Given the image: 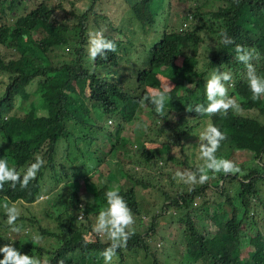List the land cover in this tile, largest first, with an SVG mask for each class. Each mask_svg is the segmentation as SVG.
<instances>
[{"label":"trees","instance_id":"trees-1","mask_svg":"<svg viewBox=\"0 0 264 264\" xmlns=\"http://www.w3.org/2000/svg\"><path fill=\"white\" fill-rule=\"evenodd\" d=\"M165 1L129 0L131 7L141 3L144 8L142 15L133 11L139 26L130 28L134 36L114 38L117 51L92 61L84 49L90 26L88 10L99 26L92 9L94 0L83 11L70 8L65 16H57L61 0H0V51L8 53L0 60V74L8 76L7 81L0 78V159L15 167L21 179L37 156L45 161L37 173L41 182L35 178L26 189L5 183L0 204L4 198L32 202L40 189L47 193L61 177L72 180L71 189L64 188V199L55 193L52 206L56 212H45L42 207L39 212H20L16 224L22 226L21 236L9 237L6 216L0 215V247L12 243L42 264H104L100 253L110 241L94 232L93 218L107 207L106 191L118 188L134 215L135 234L126 247L117 250L115 264H131L128 260L136 253H142L146 264H176L169 258L160 259L161 251L151 245L156 233L157 238L164 236L155 221L159 214L180 229V236L185 235L186 249L199 253L197 264H264V135L262 139L258 134L249 137V143L256 144L253 156L241 163L232 161L243 176L220 173L203 185L187 188L172 181L178 168L195 171L202 163L197 133L209 122H205L207 116L189 112L187 107L207 106L205 83L217 69L232 74L226 85L228 95L235 96L242 109L238 113L229 110L226 117H210L227 134L221 142L224 151L231 144L236 146L234 138L245 119L251 121L248 128L255 119L264 126L258 120L264 110L257 106H264V96L252 100L245 67L235 59L234 51L236 44L255 48L259 58L252 63L264 77V0H220L214 9L205 8L209 0H187L179 23L162 22L158 29L156 22L166 13L164 7L160 9ZM71 14V20L59 21ZM106 25L112 27L110 20ZM149 28L155 32L148 34ZM101 30L113 41L111 33ZM222 30L234 44L221 43ZM118 31L125 35L123 28ZM203 44L205 57L200 58L198 49ZM11 50L16 56L12 57ZM122 60L127 71L119 73ZM163 83L171 88L161 117L144 97L162 90ZM76 108L77 115L72 111ZM145 113L150 120H144ZM130 121L134 126L124 142L127 163L110 169L121 174L120 180L115 185L92 180L93 172L103 176L98 166L112 152L111 139ZM163 143L166 146L160 150ZM96 146L104 156L98 155ZM61 161L68 168L60 170ZM163 177L170 179L174 194L163 188L162 199L155 205L139 189L156 187ZM81 184L84 189L79 191ZM200 196L203 199L193 206L194 198ZM224 203L229 204V211ZM206 222L212 230L204 226ZM245 233L246 242L241 238ZM187 259L196 261L194 256Z\"/></svg>","mask_w":264,"mask_h":264},{"label":"clouds","instance_id":"clouds-1","mask_svg":"<svg viewBox=\"0 0 264 264\" xmlns=\"http://www.w3.org/2000/svg\"><path fill=\"white\" fill-rule=\"evenodd\" d=\"M91 1L92 0H90L89 3ZM143 10L144 9L142 8V12ZM90 11L92 10H88V16L86 18L87 22L90 24V29L88 28L87 30L86 45L84 50L87 54L86 56L92 61H95L98 56L106 59V53H115L117 51L114 38L118 36H114L112 34L113 41L106 39L103 31L101 30L102 27L100 24L98 27L96 26L94 13L93 16L89 15ZM75 12L80 11L75 10ZM72 18L73 14H71L70 17L66 16L63 19H59V21L71 20ZM130 20L133 23V27H139L138 20L133 17H131ZM118 28L121 29V26L114 27V29L120 33ZM219 35L221 38V43L224 45L227 46L235 43L233 38L228 35L226 30H222ZM11 51L12 57L16 56L14 51ZM234 51L236 53L235 59L245 67L248 85L252 92V100H259L262 96H264V77L257 74L256 67L252 63L254 59L259 58V53L255 48H247L246 46L240 44L235 45ZM6 58L7 56L0 54L1 61H4ZM232 79L233 77L230 72L220 71L219 69L214 71L205 83V95L208 101L207 106H204L203 104H198L194 108L189 106L187 107V111H195L202 116L208 117L216 114L226 117L229 110H232L236 113L240 112L242 110L240 104L234 97H230L228 95V87L226 85H229ZM170 88L171 87L169 84H165L162 86V90H156L150 96L144 97L145 100H148L152 105H154L155 112L161 117L165 115V105L170 99L168 95ZM76 109L78 110V108ZM75 115L77 114L75 113ZM226 139L227 134L209 122L205 129L199 134V159L202 161V163L195 171H177L173 178H179V181L190 185H195L197 183L203 185L210 179H214L216 175L220 173L225 175L240 174L243 176L245 173L238 165L234 164L228 159L222 157L218 158L216 156L217 151L221 147V142L225 141ZM44 164L45 161L43 158L37 156L35 162L31 163L27 167V170L21 179V174L16 170L15 167H9L6 159H0V190L3 189L5 183H9L10 187L13 189H15L17 184L20 185L21 189H26L30 181L35 180V178H38L40 181L37 173L40 168L44 166ZM59 164L62 165L60 170L68 168L67 165L62 161L59 162ZM209 173L212 175L210 176ZM71 183L72 180H70V177H61L60 180L56 182L54 187H51L47 193L42 192L40 189L39 194L34 197L32 202H21L25 204H31L38 200L42 194H47V203L43 205V211L56 212L52 206V199L55 193H58L59 197L64 199V188L71 189L69 185ZM77 188L79 187L77 186ZM105 198L107 201V207L106 209L101 210L98 216L93 218V220H96L97 218V222L93 230L97 235L107 236L108 240L110 241V245L100 253L104 264H115V260L118 259L117 250L126 247L127 241L132 235L135 234L134 229L132 228L135 223V219L126 200L120 195L118 188H112L111 190L106 191ZM17 200L18 199L9 200L4 198V200H2V204H0V207H3L4 209V214L0 215L6 216V220L4 221H6L10 228L7 229V231L10 230L12 235L16 237L20 235L22 230V226L16 224V221L20 217V210L15 205V201ZM34 239L36 241L39 240L40 242H44L45 240L44 238L40 237H35ZM46 240L50 239L47 238ZM88 242L89 241L86 238L85 243ZM0 253H3V259H0V264H42V261L39 258L22 254L13 246L12 243H8L0 247ZM43 264H47V261H44Z\"/></svg>","mask_w":264,"mask_h":264},{"label":"rangeland","instance_id":"rangeland-1","mask_svg":"<svg viewBox=\"0 0 264 264\" xmlns=\"http://www.w3.org/2000/svg\"><path fill=\"white\" fill-rule=\"evenodd\" d=\"M34 2H37L38 0H33ZM90 0H61L62 3V8L58 11L57 16H65L68 14V10L70 8H74V10L82 11L85 10L88 7ZM188 1L187 0H166L164 5L160 8L162 9L163 7L166 10V13L162 16V18L156 22V25H158V29L161 28L162 22H167L168 25H175L178 24L181 21V16L183 14V11L186 8ZM220 0H209L208 3L206 4L205 8L207 9H214L218 4H220ZM142 8L141 3H136L133 7L129 5V0H94L93 3V11L95 14H97L96 19L98 20V23L100 26L105 29L107 32L113 34L114 36H118L122 40H125V35H128L130 37L134 36V32L131 33L130 28L133 27V23L131 22V17L134 14L133 11L139 12L140 15H142ZM144 9V8H143ZM159 9V10H160ZM89 15L93 16V12L90 11ZM71 15H68L70 17ZM160 17V16H158ZM135 18V17H133ZM136 19V18H135ZM110 20L112 27H120L123 28V32L125 35H122L121 33H118L114 28L108 27L106 25V22ZM137 20V19H136ZM90 29V28H89ZM138 28H136V34L138 33ZM154 33L155 30L152 28H149L147 31L148 34ZM204 47L205 44H203L201 47L198 49V54L200 58L205 57L204 55ZM12 53V51H11ZM0 54L3 56H8L7 50H3L2 52L0 51ZM120 65L119 73H124L127 71V67L125 66V62L122 60ZM101 73V69H98ZM0 78L3 81H7V75L5 73L0 74ZM122 81V80H121ZM34 82V81H33ZM33 85V83L31 84ZM165 85V83L162 84V86ZM34 86V85H33ZM3 84L0 83V92L3 90ZM149 89V88H148ZM71 87L67 88V91H70ZM156 91V90H154ZM235 98V96H232ZM29 99V96L27 97ZM26 99V100H28ZM236 99V98H235ZM25 100V101H26ZM259 103V108L261 110H264V106L260 105ZM263 105V104H262ZM145 108V107H144ZM74 113H78L77 109L72 110ZM244 113H248L247 111H243ZM242 113V112H241ZM247 115V114H244ZM264 114H259L258 120H261L264 122ZM144 120H150V116H148L146 113L143 115ZM205 122L208 120V122H212L210 117L205 118ZM256 120V119H255ZM253 120L252 125L250 128H248V125L251 124L250 120L245 119L244 120V125L243 128L240 132L239 135H237L234 139L236 141V146L234 147L231 144V148H227V151L225 152L223 147H220V149L217 151L216 156L218 158H225L230 161H234L237 163H241L242 161H245L244 159L246 157H251L254 154V149L256 144L251 145L249 143V137L252 134H258L261 136V139L264 135V126L257 125V123ZM128 127H125L123 131H121L120 139L117 142L119 136L117 135L116 138L111 139L112 144V152H109L104 157H106V161L104 163H100L98 166L99 172L103 175L102 177L96 176L98 172H93V174L90 176V178L94 181L97 180H106L109 184L115 185L116 182H118L121 178V174L118 172H111L110 169L113 168V166L116 164L117 166H120L121 164H125L126 158L124 157V154L127 152L126 148L124 147V142L125 139L129 138L128 135L130 134L131 127L134 126L132 121L127 123ZM197 132V131H196ZM201 130L197 133L198 135L200 134ZM160 138V136H159ZM246 142V145H245ZM125 146L129 148V145L125 143ZM154 146V145H150ZM166 146L165 143L161 144L160 150ZM222 146V144H221ZM97 147V146H96ZM153 150L156 149L155 147L152 148ZM101 149L97 147V152L100 155ZM157 152V151H156ZM100 155V156H101ZM102 157V156H101ZM174 165V163H172ZM90 168H93V166H90ZM180 172H185L181 171L179 168L177 169ZM176 173V172H175ZM175 173H172V181L173 182H178L179 187L180 184H182V188H187L190 186V184H186L182 181H179V178L174 179L173 177L175 176ZM211 174V173H209ZM212 175V174H211ZM240 174H237V177H239ZM217 178V175L216 177ZM118 180V181H117ZM168 177H163L162 179L159 180L157 183L158 185L156 187H146V188H140L139 193L142 194L143 197L152 199L156 201L157 205L161 201V190H168L170 193L174 194L173 191V185L170 184ZM213 180V179H212ZM237 179L235 178V181ZM153 181V180H152ZM210 181V180H209ZM155 182V181H153ZM164 188V189H163ZM84 188L82 184L79 187V191H82ZM205 194L209 195L210 198H212V194L210 190L206 189ZM48 198L47 194H42L41 197L38 198V200L34 201L31 204H25L19 200L15 201V205L18 207L20 212H26L27 209H30L34 212H39L38 209L43 207L44 204L47 203L46 199ZM203 199V196L200 197H195L194 200L192 201V205L196 206L200 201ZM253 198L251 197L250 201H252ZM211 207V204L209 208ZM223 207L227 209V211L230 210L229 204L224 203ZM1 210H4L3 207L0 208ZM4 212V211H3ZM156 223L159 224V228L162 231V234L164 235L162 238H157L158 233L155 234L154 239L151 241V245H154L161 251V257L160 259L163 258H169L172 260L173 263L176 264H197L200 262L201 257L198 252H192L186 249L184 246L185 242V235L180 236L179 232L180 229H178L173 222H168L165 220V216L162 214H159L155 218ZM97 222V218H96ZM96 222L93 221V226H95ZM136 226V225H135ZM207 229L212 230V224L206 222L204 225ZM257 228V227H254ZM252 228V229H254ZM246 232V231H245ZM263 233V232H262ZM6 234L9 237H13L12 232L10 230L6 231ZM245 237H241L242 240L246 242V239L248 238V234H244ZM195 257L196 261L189 263L188 259L189 257ZM129 263L131 264H146L145 259L142 256V253H136L133 254V258L131 257L129 260Z\"/></svg>","mask_w":264,"mask_h":264}]
</instances>
